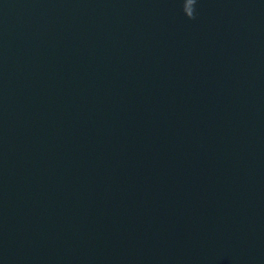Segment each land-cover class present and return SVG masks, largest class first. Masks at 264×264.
<instances>
[{"label": "water", "instance_id": "95a60500", "mask_svg": "<svg viewBox=\"0 0 264 264\" xmlns=\"http://www.w3.org/2000/svg\"><path fill=\"white\" fill-rule=\"evenodd\" d=\"M0 264H264V0H0Z\"/></svg>", "mask_w": 264, "mask_h": 264}]
</instances>
